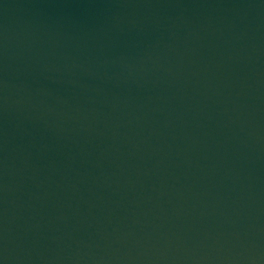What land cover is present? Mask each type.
<instances>
[{
	"label": "water",
	"instance_id": "obj_1",
	"mask_svg": "<svg viewBox=\"0 0 264 264\" xmlns=\"http://www.w3.org/2000/svg\"><path fill=\"white\" fill-rule=\"evenodd\" d=\"M0 264H264V0H0Z\"/></svg>",
	"mask_w": 264,
	"mask_h": 264
}]
</instances>
